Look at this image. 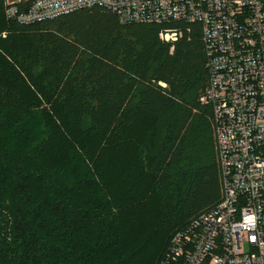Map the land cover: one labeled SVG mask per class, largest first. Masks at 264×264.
Listing matches in <instances>:
<instances>
[{
  "label": "trees",
  "instance_id": "trees-1",
  "mask_svg": "<svg viewBox=\"0 0 264 264\" xmlns=\"http://www.w3.org/2000/svg\"><path fill=\"white\" fill-rule=\"evenodd\" d=\"M180 27L99 6L24 24L0 0V264H158L219 201L204 44Z\"/></svg>",
  "mask_w": 264,
  "mask_h": 264
},
{
  "label": "built area",
  "instance_id": "built-area-1",
  "mask_svg": "<svg viewBox=\"0 0 264 264\" xmlns=\"http://www.w3.org/2000/svg\"><path fill=\"white\" fill-rule=\"evenodd\" d=\"M98 6L122 23L162 25L168 41L182 23L201 31L221 196L158 264H264V0H5V14L31 24Z\"/></svg>",
  "mask_w": 264,
  "mask_h": 264
},
{
  "label": "rangeland",
  "instance_id": "rangeland-1",
  "mask_svg": "<svg viewBox=\"0 0 264 264\" xmlns=\"http://www.w3.org/2000/svg\"><path fill=\"white\" fill-rule=\"evenodd\" d=\"M59 145L60 146H63V142L62 141H59ZM59 145H58V147H59ZM58 147H57V149H58ZM59 150V149H58ZM138 222L140 223V225H146L148 222H149V219L148 218H146L145 216H141L139 219H138Z\"/></svg>",
  "mask_w": 264,
  "mask_h": 264
}]
</instances>
